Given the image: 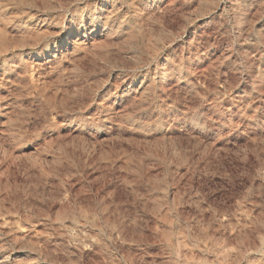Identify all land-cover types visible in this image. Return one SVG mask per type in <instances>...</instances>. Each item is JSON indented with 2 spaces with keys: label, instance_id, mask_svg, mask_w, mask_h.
<instances>
[{
  "label": "rangeland",
  "instance_id": "obj_1",
  "mask_svg": "<svg viewBox=\"0 0 264 264\" xmlns=\"http://www.w3.org/2000/svg\"><path fill=\"white\" fill-rule=\"evenodd\" d=\"M0 264H264V0H0Z\"/></svg>",
  "mask_w": 264,
  "mask_h": 264
}]
</instances>
